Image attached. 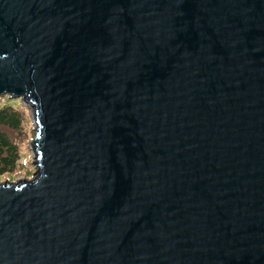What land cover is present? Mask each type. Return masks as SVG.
Masks as SVG:
<instances>
[{
	"label": "water",
	"instance_id": "95a60500",
	"mask_svg": "<svg viewBox=\"0 0 264 264\" xmlns=\"http://www.w3.org/2000/svg\"><path fill=\"white\" fill-rule=\"evenodd\" d=\"M7 94L0 264H264V0H0Z\"/></svg>",
	"mask_w": 264,
	"mask_h": 264
},
{
	"label": "rangeland",
	"instance_id": "374dc122",
	"mask_svg": "<svg viewBox=\"0 0 264 264\" xmlns=\"http://www.w3.org/2000/svg\"><path fill=\"white\" fill-rule=\"evenodd\" d=\"M16 112L20 116V126L13 128L1 126L10 136L11 140L18 147V159L14 167L7 172L0 173V182H15L18 180H28L34 177L36 170L33 152L30 143L35 136L33 110L29 103L22 99H13L8 96L0 97V110Z\"/></svg>",
	"mask_w": 264,
	"mask_h": 264
},
{
	"label": "trees",
	"instance_id": "16d2710c",
	"mask_svg": "<svg viewBox=\"0 0 264 264\" xmlns=\"http://www.w3.org/2000/svg\"><path fill=\"white\" fill-rule=\"evenodd\" d=\"M2 125L18 128L20 126V116L16 112L7 109L0 110V173L12 169L19 156L17 145L2 129Z\"/></svg>",
	"mask_w": 264,
	"mask_h": 264
}]
</instances>
